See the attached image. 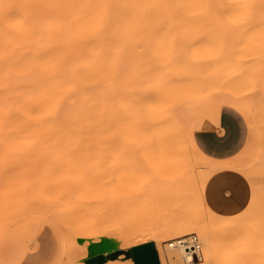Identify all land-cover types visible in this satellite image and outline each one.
Wrapping results in <instances>:
<instances>
[{
  "label": "bare ground",
  "instance_id": "obj_1",
  "mask_svg": "<svg viewBox=\"0 0 264 264\" xmlns=\"http://www.w3.org/2000/svg\"><path fill=\"white\" fill-rule=\"evenodd\" d=\"M207 1L0 0V225L7 216L19 211L44 216L51 219L64 233L61 257L74 250V243L68 233L73 228L77 229L79 235L81 233L77 224L80 222L78 213L81 209L88 210L91 207L90 202L83 198L85 192L80 188H70L72 185L67 181L70 186H62V188L67 187V190L64 189L68 196H64L65 203L58 204L49 196L42 197L36 192L24 204L20 202L21 200H15L16 196L13 197L14 200L12 197L9 199V193L5 192L3 185L5 176L3 172H7L6 169L11 167L8 166L9 160L12 159L11 155H18L20 148L30 145L32 139L59 133L90 132L93 128L90 123L95 119L118 123L123 128V156L121 154L123 159L120 157L122 163H119L120 160L115 161L121 164L115 166L120 170L119 181L126 182L127 187L124 188L127 190H124L123 186L121 188L124 192L130 190L129 192L132 193L131 189L135 187V190L138 188L143 192L145 187L143 189L138 185L143 179L148 184L146 197L143 195V200L149 199L150 184L154 180H158L161 186L163 199L172 201L173 198L175 200V197L181 195L174 193L176 188L171 192L169 184L167 181L164 182L165 177L162 176H168L169 171L165 172V170L169 165L173 167L171 164L181 163L177 166L182 168L189 166L187 160L184 161L187 156L183 151L187 137L188 149L201 158L207 157L196 147L192 139L194 130L186 120L192 100L197 98L188 97L187 102L184 95H179V92H182L181 88L188 90L187 87L190 89L192 87L193 90L192 85L196 84L192 75L194 69L190 71L191 66H188L189 70L182 72L181 65H185L181 61L179 72L175 73L171 61L174 43L186 42L189 36L187 29L189 23H201ZM243 51L249 52L247 48ZM185 53L177 54L185 56ZM160 57H165L167 60L158 67ZM262 63L257 73L263 79L264 60ZM174 73L177 74L182 87L179 84L173 85L177 88L171 92L172 84L175 82L173 78H176ZM178 86L180 91L177 90ZM169 88L172 96L171 94L167 96L170 93L167 92ZM164 90L167 95L164 94ZM165 96L169 98L166 99ZM174 96L180 99L175 100ZM173 100L177 102L171 105ZM182 101H186L187 111L184 110L186 106L184 107ZM222 104L237 107L247 121L254 119L252 113L256 109L254 107L253 110L250 109V106L235 96L224 98L218 102L217 107ZM181 108L185 112L180 113ZM67 123H76V125ZM250 126L249 124L247 142L253 130ZM185 149L187 152V148ZM68 151L69 149L64 152L65 155L57 156L51 163L44 161L40 163L41 169L50 167L62 169L60 185L69 179L65 172L70 165ZM129 155L130 157L127 158ZM208 161L209 176L221 166L210 159ZM20 162L23 163L22 160H17L14 167L17 168ZM183 163H186L185 167ZM10 170L11 168L8 172ZM128 170H131L130 175H127ZM125 175L130 177L126 181H121ZM131 176H137L136 179L141 183H137L133 178L134 180L131 179L130 182L135 181L136 184L134 183L135 187L134 184L131 186L129 183ZM171 178L172 175L170 177L172 181L174 178ZM112 189L111 191L109 186L107 190L110 199L121 193L119 187L118 190ZM114 190H116L115 194L117 192L118 194H113ZM61 192L63 193V189ZM124 192L123 198L120 197L122 199L126 197ZM129 192H125V195ZM138 195L136 194L137 199L140 196ZM119 199L115 198L114 202L121 201ZM134 199L122 200L120 205L123 209H127L133 205ZM179 204L181 206L182 202ZM180 206L177 204L176 207ZM95 224L91 220L88 226L96 227ZM186 224H179L176 228L182 229ZM218 227L220 228V224ZM171 228L164 224H154L150 228L146 225L126 224L122 234L129 239L128 246L133 247L145 243L144 231L151 230L152 236L159 237L168 233ZM104 229L109 237L117 239L122 235L119 233V226L115 223L104 224ZM1 236L2 234L0 240ZM173 249L174 254L169 252L167 254L168 261L171 256L176 257L175 260L183 258L189 263L194 261L190 250L180 248L178 252L176 248ZM175 260L173 259V263L176 262ZM127 262L134 264L132 259H128ZM0 264H4L1 259ZM105 264H119V262L113 259L106 260Z\"/></svg>",
  "mask_w": 264,
  "mask_h": 264
},
{
  "label": "rangeland",
  "instance_id": "obj_2",
  "mask_svg": "<svg viewBox=\"0 0 264 264\" xmlns=\"http://www.w3.org/2000/svg\"><path fill=\"white\" fill-rule=\"evenodd\" d=\"M205 5L207 6H204L201 23H189L187 25L189 36L186 42L174 43L175 48L171 61L175 73L176 71L179 72L181 61L185 65H181L183 67L181 68L182 72L190 66V71L194 69L192 75L196 84L192 85L193 90L192 87L191 89L187 87L188 90L181 88L182 92H179V95H184L183 97L187 98H184L187 102L188 97L197 98L192 100L193 103L190 105L186 120L195 130L196 127L205 125L211 118L218 102L228 96H235L250 106V109H256V111H253L254 113L251 111L254 119H248L251 129H253L249 141L246 142L245 147L236 157L228 161L230 165H233L231 168L224 170L229 175L225 173L226 176L216 184L215 188H212L210 184L216 173L208 176V159L201 158L188 149L189 138L187 137L186 146L183 145V151L187 156V159L184 156V161L187 160L188 168L184 166L186 163H183L186 170L177 166L178 163L171 164L173 167L169 165L171 168L168 166L165 170V172L169 171L167 173L170 174L171 172V174L162 176L165 177V181L162 180L167 181L169 184L171 192L172 190L175 191L176 188L177 190L174 193L181 194L175 197L176 201L174 198L172 201H168L161 197L162 191H160L161 186L158 180H154L150 184L149 199L143 200L147 193L146 189L148 187L146 185L148 184L143 179L140 180L142 183L139 182L136 179L137 176H131L129 183L134 178L137 183H141L138 184L141 185V188L145 187L144 193L141 192L142 189L137 188L141 194L137 189L135 190L136 183L133 181L131 186L135 183V188L131 189L132 193L129 192L130 190L125 191L129 192L125 195L123 189L127 190L124 188L127 187L126 182L119 181L121 176L119 174L120 170L117 169V166L121 164L115 163L118 160H120L119 163H122L124 133L123 128L118 123L95 119L90 123L93 127L90 132L59 133L32 139L30 145L20 148L18 155L14 154L16 157L11 155L12 159L8 162L11 170L8 172L10 168L7 166V172H3V175H5L3 185L5 192L9 193V199L16 196L15 200H21L20 202L25 204L37 192L36 194L42 197L49 196L56 203L63 204L66 202L64 196H68L67 191H64L65 188L67 190V187L62 188V186L67 185L69 187L72 185L73 187L70 186V188L83 190L85 192L83 198L90 202L89 205L91 204L90 209H81L78 213L80 222L77 224L80 228V235L76 228L69 230L68 234L74 243V250L67 252L61 258L58 257L55 264H105L106 260L113 259L119 264H129L127 260L132 259L130 246L127 244L129 239L122 234L126 224L132 226L146 225L147 228L152 227L154 224H164L172 227L168 233H164L159 237L152 236L151 230L144 231L145 243L152 241L155 244L160 264H233L235 256H237L239 262L241 258L249 254V244L255 238L256 232L263 234L262 242H264V87L263 79L257 73L264 60V0H210V2L208 0ZM244 48H247L248 51L250 48L252 52L244 53L246 50L242 52ZM180 52L185 53V56L184 54L179 56L177 53ZM260 59L261 61H259ZM166 60L165 57H160L158 67H161L162 62ZM194 74L196 75L194 76ZM175 76L177 78V74ZM176 78H173L175 84H172L171 89L173 90L171 92L177 88L175 86L174 88L173 85H178L181 82L177 78L176 83ZM179 86L177 90L182 87V84ZM171 89L169 88L167 92H170ZM164 92L166 94L165 90ZM171 92L166 95L169 96ZM176 98L178 97H175V100ZM175 100L171 105L177 102ZM181 100L183 99L181 98ZM186 101H182L184 107L187 104ZM186 109L187 106L184 110L187 111ZM67 124L76 125V123ZM185 148H187V152ZM68 149L70 165L65 172L68 174L69 179L64 181L63 185H60V181H62L60 172H62V169L58 167L41 169L40 163L41 161L51 163L55 161L57 156L65 155L64 152ZM129 157L130 155L127 158ZM17 160H22L23 163L20 162V165L15 168L14 165ZM178 165H181V163ZM114 166L115 170L113 169ZM177 167L182 169L180 170ZM190 169L192 172H190ZM111 170L113 171L112 174ZM128 171L127 175H130L131 170ZM186 174L189 176L187 177ZM234 174L237 176L236 181L232 177ZM171 175L173 178L176 175V178H182L177 180L171 178L174 180L171 181ZM128 177L130 176L125 175L124 180L121 181H126ZM206 177L207 179L204 182ZM113 180L115 181L113 182ZM67 181L70 185L67 184ZM202 185H204L203 190L201 189ZM109 186L111 191L112 188L117 189L118 187L119 191L121 190V193L119 192L120 196H115L116 199H119L123 192L126 199H122L123 196L119 199L121 201L114 202L115 198L110 199L107 192ZM122 186L123 189H121ZM61 189H63V193ZM115 191L113 194H115ZM42 193L45 195H42ZM136 194L140 195H138V199ZM218 195L236 196L238 198L246 196L247 202L240 214L229 218H220L216 214V209L209 202L210 197L216 199ZM111 196L114 197V195ZM132 199L135 200H133V205L123 209L120 205L122 200L132 201ZM179 202H182V207ZM176 203L180 207H176ZM27 215L28 213L23 211L15 212L1 222L0 234L23 220L25 221L19 227L26 229L25 233L22 231L14 233L10 240L7 239L4 244L2 243L0 259L4 264L6 262L2 256L7 252H9L10 264H13L18 254L28 249L32 243L33 232L41 224V219L37 217L26 221L27 218L24 217ZM91 220L96 223V227L88 226ZM188 222L192 224L189 225ZM112 223L119 226V233L122 234L117 239L107 236L104 229V224ZM182 223L188 225L186 224L182 229L176 228ZM219 224L220 228L218 227ZM48 227V223H42L38 231L48 230ZM250 227L253 229V235L250 234ZM188 234L197 236L200 245L198 258L194 257V261L190 263L184 261L183 258H178L180 262L178 263V260H175L176 257L171 256L172 258L168 261L167 254L175 253L173 248H176L178 252L180 250L179 247L169 246L168 243L175 238ZM58 235L61 237L59 232ZM59 236L57 238L58 251L60 241H62ZM62 237H64L63 231ZM55 258L50 264H53ZM173 259L177 263L175 261L173 263Z\"/></svg>",
  "mask_w": 264,
  "mask_h": 264
},
{
  "label": "crops",
  "instance_id": "obj_3",
  "mask_svg": "<svg viewBox=\"0 0 264 264\" xmlns=\"http://www.w3.org/2000/svg\"><path fill=\"white\" fill-rule=\"evenodd\" d=\"M248 133L249 123L245 115L237 107L230 104H222L216 107L205 125L195 128L192 139L198 150L217 165L219 163V167L221 166L213 172L216 174L213 176L210 187L215 188L216 184L226 176L225 173L229 175L228 172L224 171L233 166H230L228 161L236 157L243 150L248 139ZM232 177L235 181L237 180L235 174ZM209 202L216 209V214L219 217L226 218L240 214L247 202V197L242 196L238 198L236 196L218 195L216 199L210 197ZM36 217L41 219V224L33 232L31 237L32 243L28 247V251L25 249L18 254L13 264H50L56 257L53 262L55 264L58 257L60 258L62 255L63 237L58 226L51 219L37 214H28L24 218H27L26 221H30ZM24 221L6 231L4 230L0 241V252L2 243L4 244L7 239L10 240L14 236V233L20 231L26 232V229L24 230L23 227H19ZM42 223H48L49 229L39 232L38 230ZM249 231L252 234V227H250ZM58 232L61 237L58 235ZM58 236L62 239L59 251ZM262 236L263 234L256 232L255 238L249 244V254L241 258L239 262L237 261V256H235L233 264H264V242H262ZM57 253L58 255L56 256ZM2 258L6 264H10L9 252L3 255Z\"/></svg>",
  "mask_w": 264,
  "mask_h": 264
},
{
  "label": "water",
  "instance_id": "obj_4",
  "mask_svg": "<svg viewBox=\"0 0 264 264\" xmlns=\"http://www.w3.org/2000/svg\"><path fill=\"white\" fill-rule=\"evenodd\" d=\"M130 253L134 264H160L155 244L152 241L130 247Z\"/></svg>",
  "mask_w": 264,
  "mask_h": 264
},
{
  "label": "built area",
  "instance_id": "obj_5",
  "mask_svg": "<svg viewBox=\"0 0 264 264\" xmlns=\"http://www.w3.org/2000/svg\"><path fill=\"white\" fill-rule=\"evenodd\" d=\"M169 245L174 247L184 248L190 250L193 260L198 258L199 242L195 234H188L182 237L175 238Z\"/></svg>",
  "mask_w": 264,
  "mask_h": 264
}]
</instances>
